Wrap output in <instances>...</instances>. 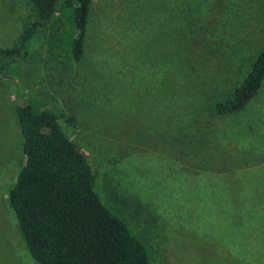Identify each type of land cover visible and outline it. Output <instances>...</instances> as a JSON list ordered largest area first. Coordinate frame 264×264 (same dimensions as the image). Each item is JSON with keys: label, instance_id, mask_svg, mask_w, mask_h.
I'll use <instances>...</instances> for the list:
<instances>
[{"label": "rangeland", "instance_id": "374dc122", "mask_svg": "<svg viewBox=\"0 0 264 264\" xmlns=\"http://www.w3.org/2000/svg\"><path fill=\"white\" fill-rule=\"evenodd\" d=\"M33 19L0 0V46ZM64 24L58 4L44 30ZM263 47L264 0H92L78 61L35 34L0 72V264H37L8 201L25 102L60 115L151 264H264V81L240 112L215 110Z\"/></svg>", "mask_w": 264, "mask_h": 264}, {"label": "trees", "instance_id": "16d2710c", "mask_svg": "<svg viewBox=\"0 0 264 264\" xmlns=\"http://www.w3.org/2000/svg\"><path fill=\"white\" fill-rule=\"evenodd\" d=\"M28 2L34 19L25 24L12 46H0V72L28 53L30 41L38 32L50 47L78 61L84 51L92 0ZM58 4L69 34L65 24L44 30ZM263 81L264 47L242 82L228 97L216 102V112H240ZM14 111L24 162L8 192V201L32 259L37 264H151L145 243L98 197L86 155L65 135L60 115L32 102L19 103Z\"/></svg>", "mask_w": 264, "mask_h": 264}]
</instances>
